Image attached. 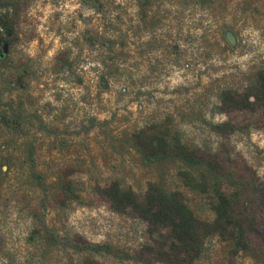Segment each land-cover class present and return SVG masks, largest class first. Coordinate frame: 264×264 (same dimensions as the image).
Here are the masks:
<instances>
[{
	"label": "rangeland",
	"instance_id": "1",
	"mask_svg": "<svg viewBox=\"0 0 264 264\" xmlns=\"http://www.w3.org/2000/svg\"><path fill=\"white\" fill-rule=\"evenodd\" d=\"M10 3L0 107L21 124L0 125V264H166L157 259L162 233L101 195L116 182L142 198L158 182L198 219H214L207 197L178 178L185 165L149 163L135 149L133 136L152 124L193 149L202 171L230 180L243 216L264 231V107L221 100L226 91L244 98L264 70V0ZM59 178L76 201L57 203ZM77 241L107 252H78ZM250 246L235 253L214 235L192 264H264L260 240Z\"/></svg>",
	"mask_w": 264,
	"mask_h": 264
},
{
	"label": "trees",
	"instance_id": "2",
	"mask_svg": "<svg viewBox=\"0 0 264 264\" xmlns=\"http://www.w3.org/2000/svg\"><path fill=\"white\" fill-rule=\"evenodd\" d=\"M14 1L0 0V63L7 56L9 40L13 36L10 2ZM246 89L244 98L236 92L226 91L221 95V100L245 108L256 104L264 107V70L256 74L255 80ZM250 98L254 102H249ZM20 122L17 116L9 115L7 109L0 107L1 126L19 127ZM132 142L142 158L149 163L175 160L185 165L187 169H180L178 178L189 190L207 197L214 215L211 222L198 219L180 192H168L158 182L149 183L142 198L131 188L116 182L104 187L101 195L113 212L123 213L127 209L135 211L149 226L156 227L162 233L158 261L166 264H192L201 255L205 241L214 235L231 243L235 253L249 251L253 237L258 238L264 246V231L260 233L254 230L239 209L241 193L236 189L227 192L229 186L234 187L230 180H221L210 169L202 171L201 158L193 149L182 144L169 127L163 124L147 126L133 136ZM37 178L39 187L45 189L42 177ZM54 196L60 205L78 199L74 186L62 178L57 181ZM44 231L49 243L55 244L56 238L46 232L45 227ZM70 247L78 252H107L103 245L83 241L73 242ZM81 264L100 263L92 256H85Z\"/></svg>",
	"mask_w": 264,
	"mask_h": 264
}]
</instances>
